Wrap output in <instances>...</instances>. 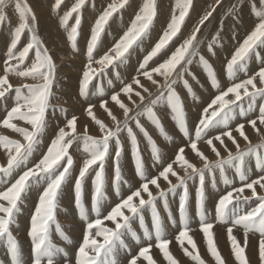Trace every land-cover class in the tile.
<instances>
[{"label": "bare ground", "instance_id": "bare-ground-1", "mask_svg": "<svg viewBox=\"0 0 264 264\" xmlns=\"http://www.w3.org/2000/svg\"><path fill=\"white\" fill-rule=\"evenodd\" d=\"M11 1L0 0V10ZM17 1L29 10L28 14L25 9L30 23L20 25L17 19L18 26L9 22L0 26V118L3 117L0 123V173L19 160L17 168L20 171L24 168L26 177H34L27 183L28 186L32 184L27 197L23 187L2 197L0 217L10 215V206L20 194L26 203L40 201L44 187L47 184H61L69 177L71 170L77 183L83 175L93 170V187L104 184L108 174L114 178L122 172L120 192L131 189V185H124V182L132 183L124 170L132 167L126 159L117 158L120 147L113 136L126 139L132 149L133 136L144 139L145 135L130 119L135 112L145 110L142 121H137L150 125L151 110L155 104L161 117L170 120L167 96L170 92L171 100L173 94L179 97L185 95L187 117H192L194 123L190 124L197 127L198 111L229 81L232 80V90L208 116L213 117L224 107L238 104V100L245 99L248 93L264 90L263 0H246L243 3L242 0L235 3V0H129L125 9L123 7L124 10L119 12L118 7L127 0H66V4L59 7V3L65 0ZM232 2L235 5L233 12L225 17L220 16V11L225 7L229 9L228 4ZM256 26L263 29L256 31ZM103 35L104 39L95 51V45ZM245 36H251L263 51L251 62L239 64L247 48ZM218 52L219 58L214 60L210 53ZM198 55L200 57L195 58ZM236 60L238 67L232 74L229 64ZM189 67L198 68L206 75L215 69L219 85L223 84L218 89L213 88L208 79L198 82L191 78L183 79ZM206 82L210 87L203 89ZM85 83L91 86L90 95L89 98L80 99L77 89L83 88ZM76 94L77 102L74 100ZM9 95L10 101L6 102ZM263 96L254 94L246 98L242 110L237 106V115H230L228 124H223L222 118L216 120L208 132V138L212 141L180 151L177 162L129 202H122L111 209L108 205L117 200L111 190L113 197L103 196V203L95 199L84 202L82 206L90 210L84 222L100 226L92 232L87 231L85 242L90 238L95 243V246H91L93 251H99V245L108 243L112 230L153 197L245 146L249 149L264 142V113H260ZM48 101L52 104V108L48 106L50 109L46 111L50 116L45 115L47 119L42 122L43 115H38L37 111L44 110ZM252 119L256 122L238 129L239 124ZM131 128L136 130L132 132ZM202 129L204 132L207 130L200 126L199 130ZM227 130L235 131L224 135L223 132ZM43 137L49 139L44 140ZM30 141L33 147L29 148V154L33 152L24 157L28 150L22 149ZM75 141L78 142L73 149L62 151L61 144ZM110 141H113V149L108 145ZM178 141L174 133L173 142L177 144ZM192 141L185 139L183 146L191 145ZM103 149L108 156L101 153ZM161 152L162 157L155 165L145 158L147 176L155 175L159 168L164 167L163 163L168 164L173 160L174 150L163 143ZM73 153L77 158L72 157ZM126 154L129 158L127 151ZM102 157L106 159L105 166L111 172L102 168ZM248 169L251 170V165H248ZM253 173L254 178H259L264 172ZM7 180L8 177L2 182ZM239 181L241 179L225 182L227 186L224 188L214 189L206 180L207 203H211L213 191L220 194L232 191L235 194ZM255 189L264 194V183L260 182ZM57 191L58 188L36 206L34 233H37V226L53 217L52 197ZM250 194L255 195V192ZM58 204L61 208L58 214L60 220L54 218L64 228H71V234L75 237L78 224H83L73 209L69 183L62 187ZM24 208L21 207L26 213ZM188 209L192 210V206ZM100 219L104 220L101 224ZM167 222L176 233V222ZM3 228L0 223V232ZM165 231L168 235V230ZM248 237L236 231L225 234L216 229L185 234L168 246L143 253L132 264H264V243L258 245L256 239ZM219 243L222 245L217 247ZM109 246L113 252L119 250L114 261L123 260V253L127 254V251L120 242ZM66 257L63 256L64 259Z\"/></svg>", "mask_w": 264, "mask_h": 264}, {"label": "rangeland", "instance_id": "rangeland-1", "mask_svg": "<svg viewBox=\"0 0 264 264\" xmlns=\"http://www.w3.org/2000/svg\"><path fill=\"white\" fill-rule=\"evenodd\" d=\"M23 1V0H22ZM68 1V0H67ZM237 0H235L234 1V3L236 2ZM243 1H246V0H242L241 2L243 3ZM62 2V1H61ZM60 2V3H61ZM8 3H10V4H7V3H5L4 4V7H3V9L2 10H0V26L1 25H4L5 24V22H9V23H11V24H13V25H16V26H18V23H17V19H19V21H20V25H26V24H29L30 22H29V17H28V14H29V10L26 8V6H23L22 5V2L20 3V2H18L17 0H12L11 2H8ZM19 3V4H18ZM59 3V5H58V7L59 6H63L64 4H66V0H65V2L64 3H62V4H60ZM234 3L232 2V3H230V4H228V5H230V8L229 9H226V7H225V9L224 10H222V11H220V13H219V15L221 16V15H223V17H225V15H229V14H231L232 12H233V10H234ZM263 3H264V0H263ZM127 4H129V0H127V1H124L119 7H118V9H117V11L119 12V11H121L122 9H123V7H124V9H125V7H126V5ZM10 5V6H9ZM5 6L7 7V8H5ZM227 6V5H226ZM9 7V8H8ZM23 7V8H22ZM13 8V9H12ZM9 9V10H8ZM16 9V10H15ZM21 9V10H20ZM28 11V14H27V11ZM123 9V10H124ZM232 9V10H231ZM8 10V11H7ZM18 10V11H17ZM16 11V12H15ZM23 11V12H22ZM25 11V12H24ZM8 12V13H7ZM13 15H12V14ZM20 13V14H19ZM26 13V14H25ZM16 14V15H15ZM11 15H12V17H11ZM7 16V17H6ZM9 16V17H8ZM22 16V17H21ZM22 18V20H20V18ZM16 18V19H15ZM26 18V19H25ZM1 19H2V21H1ZM16 21V22H15ZM3 23V24H2ZM25 27V26H24ZM25 28H27V27H25ZM103 29H107L108 30V28L107 27H104ZM256 31H260L261 29H263V27L262 26H256ZM102 31V33H103V30H101ZM24 33H25V31H23ZM205 38H208V36H205ZM104 39V35L102 36V37H100L99 39H98V41H97V43H96V45H95V51L97 50V48L99 47V45L101 44V42H102V40ZM244 41H245V44H246V46H247V48L245 49V54H244V56H243V59L241 60V61H239V64L240 63H249V62H251L256 56H258V55H260L261 53H262V47L260 46V44L257 42V41H254V39L251 37V36H245L244 37ZM138 44L135 46V48L137 49L138 48ZM164 53V52H163ZM163 53H160V55H162ZM210 55H211V57L214 59V60H217L218 58H219V52L218 53H216V54H211L210 53ZM198 57H200V55H198V56H196L195 58H198ZM229 70H230V72L232 73V74H235V71H236V69H237V67H238V60H236V61H232L230 64H229ZM207 76L208 75H206L202 70H200V69H198V68H194V67H189V71H187L185 74H184V77H183V79L184 78H191V79H193L194 81H207ZM223 84V83H222ZM222 84H220L219 86H218V89L220 88V86L222 85ZM231 85V88H233L232 87V80L231 81H229L228 83H226V87L225 88H223V89H226V88H228L229 86ZM210 87V85L206 82V83H204V85L202 86V88L203 89H208ZM232 90V89H231ZM228 96V94L224 97V98H222L221 100H219L215 105H214V107L213 108H216L217 107V105L219 104V103H221L226 97ZM162 100H164L163 98H162ZM49 102V103H48ZM48 102H46L47 104H46V106L44 107V110H42V112H44L45 111V115H47V116H50V113H47L46 111H49V109H50V107L52 108V104L50 103V101H48ZM158 104L160 105L161 103H160V101L158 102ZM206 105V104H205ZM48 106H50L49 108H48ZM204 107V105L201 107V109ZM213 108L212 109H210L207 113H205V115L206 116H208V113L210 112V111H212L213 110ZM48 109V110H47ZM201 109L198 111V114L200 113V111H201ZM140 112V113H139ZM142 112V113H141ZM43 115V114H42ZM42 116L41 118H42V122H43V120H45V119H47V116ZM138 115V116H137ZM140 115L142 116H144L145 115V110L143 111H137V112H135L134 113V115H133V118H137V120H139V121H142V118H140ZM130 119V120H134V119ZM141 119V120H140ZM49 120V122H51V119H48ZM252 122V120L251 121H248V122H246V123H243V125H244V127H247L250 123ZM40 127V126H39ZM39 127H38V129H39ZM238 127V129L239 128H242L241 126L239 127V126H237ZM236 127V128H237ZM38 129L36 130V132H35V136H34V139L37 137V132H38ZM199 129H200V127H199ZM233 131H235V130H232V132ZM227 132H228V130L226 131V132H223L224 133V135L225 134H227ZM215 137V136H214ZM212 138H213V136H212ZM33 139V140H34ZM211 139V138H210ZM32 140V141H33ZM32 141H30V142H28V143H26L25 145L26 146H24V148L22 149V151H25V150H28L27 152H25V154H24V157L25 156H29V155H31L32 154V152L29 154V151H30V149L33 147V144L31 143ZM78 142V141H77ZM76 141L74 142V143H72V144H68L67 142H66V144H61V148H62V151H69V150H71V149H73L74 147L73 146H75V144L77 143ZM262 143H264V142H261L260 144H262ZM260 144H257V145H260ZM256 146V145H255ZM31 147V148H30ZM252 147H254V146H252ZM30 148V149H29ZM248 148V147H247ZM246 148V146L243 148V149H241L240 151H238L239 153L240 152H242V151H244L245 149H247ZM251 148V147H250ZM238 152L237 153H235V154H232L230 157H226L225 159H222V160H220V161H218V162H216V163H219V162H221V161H224V160H227V159H229V158H231V157H233V156H235V155H237L238 154ZM18 161L19 160H17L16 162H15V164L14 165H12V166H10V167H8L9 168V172L11 171V172H14V178H17V174H19L21 171L17 168V164H18ZM20 162V161H19ZM17 163V164H16ZM212 165H214V163L213 164H211V165H209V166H212ZM209 166H207L206 168H208ZM7 168V169H8ZM13 168V169H12ZM103 168V167H102ZM206 168H203V169H200V170H198V172L199 171H201V170H204V169H206ZM214 169H215V166H212V168H211V171H208V172H206L204 175H201V176H198V178L196 177V179L194 178V180H193V186H194V188L195 189H199V187L201 186V184L203 183L202 182V180H203V178H204V180L203 181H205L206 182V180H207V182L209 183V184H211L212 182H211V177H212V171H214ZM17 172H16V171ZM10 172V173H11ZM197 173V172H196ZM1 175L0 176H2V178H3V180H5L7 177H8V174H7V172H1L0 173ZM195 174V173H194ZM87 175H89L91 178H93V176H94V174H93V170H91L90 172H88V174ZM193 175V174H192ZM191 176V175H190ZM190 176H188V177H190ZM209 176V177H208ZM37 177H39V174H38V176ZM188 177H186V178H188ZM202 177V178H201ZM207 177H208V179H207ZM185 178V179H186ZM206 179V180H205ZM256 178H254V179H252V181H250V183H248V184H246V185H244V186H249L251 183H255V180ZM197 180V181H196ZM199 180H200V182H199ZM242 180V179H241ZM195 181H196V184H198V185H196L195 184ZM181 182V181H180ZM179 182V183H180ZM206 182V183H207ZM178 183V184H179ZM225 183V182H224ZM263 183H264V181H263ZM259 183H257V184H255L254 186H252V187H250V188H246V189H244V190H240L239 188V186L240 185H237L236 186V189H235V194H238V195H235L234 193H232V191H226L224 194H220V193H218V191H213V194L211 195V203L212 202H214V198H219V197H222V196H225V195H228L231 199H234V200H236V201H239V202H242V201H244V200H247V199H249V197L251 198L252 196L253 197H256V196H263L264 194H261L262 192L260 191V190H258V189H255L256 188V185H258ZM212 188H214V189H216V188H221V187H217V185H214V186H211ZM216 187V188H215ZM171 189V188H170ZM238 190V191H237ZM246 191H248L249 193H245ZM257 191V192H256ZM242 192V193H241ZM251 192H255V195H252V194H250ZM163 193V192H162ZM260 193V194H259ZM161 194V193H160ZM217 194V195H216ZM159 195V194H158ZM216 196V197H215ZM156 197V196H155ZM239 197V198H238ZM227 200V199H226ZM15 203V202H14ZM145 204V203H144ZM143 204V205H144ZM13 206H14V204L12 205V206H10L11 207V209L13 208ZM9 207V208H10ZM251 207H246V209L247 210H249ZM24 209H26V208H24ZM151 210V208L150 207H147L146 208V210ZM49 217H51V216H49ZM46 221H48V219L46 220ZM36 223V222H35ZM100 226H98L97 225V227L95 228V229H98ZM40 228H41V231L44 229V226H43V223H41V225L38 227H36V232H41L40 231ZM95 229H93V230H95ZM184 229L186 230V231H190V229H191V226H188V225H185L184 226ZM16 230H17V232L19 233L20 231H19V228L17 227L16 228ZM92 230V231H93ZM216 230H220V231H222V232H225V234L227 233L226 231H224V230H222L219 226L216 228ZM91 231V232H92ZM247 231H249V230H247ZM203 231H201L200 233H202ZM236 232H238V233H240L239 231H236ZM189 234H195V233H189ZM241 234V233H240ZM183 235H185V234H183ZM250 237V236H249ZM248 237V238H249ZM90 239V238H89ZM87 240L86 242H85V246H84V248H83V252H82V255L83 256H89V255H91V254H94V255H96V254H98L99 253V251H100V249H99V251H97V252H95V251H93V249L91 248V246H93V244H94V246H95V243H93L91 240ZM220 240V238H218V241ZM110 244H108V247H107V252H109L110 253V251H111V247L109 246ZM222 244H217L216 246L217 247H219V246H221ZM258 245H259V242H258ZM212 245H210V247H211ZM248 246H250V244L248 243ZM231 249H233V248H231ZM112 251H113V248H112ZM202 252V251H201ZM66 257V256H65ZM124 257H127V254H125V252L123 253V259H124ZM65 259H67V257L65 258ZM123 261V260H122ZM123 263H125V262H123Z\"/></svg>", "mask_w": 264, "mask_h": 264}]
</instances>
